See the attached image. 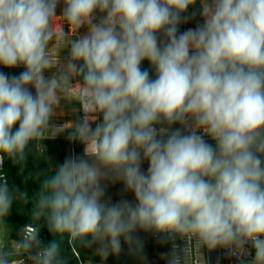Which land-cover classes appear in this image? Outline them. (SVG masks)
I'll list each match as a JSON object with an SVG mask.
<instances>
[{
    "label": "clouds",
    "instance_id": "9594fccd",
    "mask_svg": "<svg viewBox=\"0 0 264 264\" xmlns=\"http://www.w3.org/2000/svg\"><path fill=\"white\" fill-rule=\"evenodd\" d=\"M195 3L0 0V66L25 69L0 72V165L7 158L22 168L31 142L64 130L50 120L75 82L84 112L68 126L83 157L43 174L34 196L0 175V264H67L65 241L99 244L107 259L121 238L138 250L137 229L235 255L254 251L249 264H264V0H200L203 24L180 33ZM58 17L77 35H62ZM59 37L68 55L54 61ZM106 179L123 182L135 204L105 201ZM29 200L37 223L12 239L10 210ZM39 222L54 237L47 245ZM168 264H186L185 248L173 244Z\"/></svg>",
    "mask_w": 264,
    "mask_h": 264
},
{
    "label": "rangeland",
    "instance_id": "374dc122",
    "mask_svg": "<svg viewBox=\"0 0 264 264\" xmlns=\"http://www.w3.org/2000/svg\"><path fill=\"white\" fill-rule=\"evenodd\" d=\"M192 9L189 12L184 13L181 23L178 26L179 30H183L189 28L191 26L197 27L198 25H202V14L199 7H190ZM193 22V23H191ZM153 73L152 78H155V70L152 67ZM0 72L5 71L0 68ZM6 74V73H5ZM33 92V88L30 89ZM96 126V124H95ZM93 126V128H95ZM166 126V125H165ZM159 127V125H158ZM180 124L172 125L173 129L179 128ZM44 142H39L38 146L43 147ZM49 145L52 147L47 151L48 156V165L50 168L55 169L58 165L63 163L66 158L70 157V141L68 139H63L60 141L54 140L49 141ZM13 165V164H12ZM148 162L146 160L142 161L141 171L147 173ZM18 172L25 174L24 167L21 168L20 165H17ZM144 167V168H142ZM29 177V176H28ZM27 177V178H28ZM101 185L105 188V201L115 204L122 200H127L133 204H135V196L134 193L127 191L123 182L121 181H112L111 179H106L101 181ZM26 186H31L34 190V195L38 191L39 187L31 183ZM12 187V186H10ZM18 189V188H17ZM22 191L21 189H19ZM23 192V191H22ZM14 203L11 210L10 216H16L18 211L19 204ZM144 230H136L133 235L139 241L141 247L137 250L135 246L131 247L128 243L121 238V251L119 254H109L107 259H102L97 254V249L99 248V244H93L91 247H85L86 255L92 258L95 261H98L102 264H168V257L171 255L173 251V244L177 241V238L173 241L170 239H166L161 234L152 233V231H144Z\"/></svg>",
    "mask_w": 264,
    "mask_h": 264
},
{
    "label": "trees",
    "instance_id": "16d2710c",
    "mask_svg": "<svg viewBox=\"0 0 264 264\" xmlns=\"http://www.w3.org/2000/svg\"><path fill=\"white\" fill-rule=\"evenodd\" d=\"M199 1L200 0H196V3L190 7H198ZM190 7L186 11V13L189 12V10L192 11ZM0 68L3 69L5 73L9 76H13V75L18 76L21 72L25 70L23 66H17L15 68H5L3 66H0ZM141 68L148 70L150 77L152 78V73H153L152 66L147 60L142 62ZM33 94H35L34 88H33ZM16 127H18V125H16ZM52 137L53 138L45 139L42 141L44 142L43 147L42 146L39 147L38 143L36 142L30 143L27 159L23 166L25 169V174L18 172L16 164H13L7 158L4 159L2 175L9 180L10 186L21 189L22 191H26L28 192L29 196L32 197L34 196V190L32 189L31 186H26V184L29 183L30 185L31 183H34L39 187V183L43 179V174L45 173L48 175L54 174V169L50 168V166L48 165L47 151H49V149L52 148L49 145V141H54V140L60 141L68 138L61 136L60 137L52 136ZM31 203H32L31 200H29L28 202L21 201L16 216L12 217L9 215V217L7 218L8 225L14 226L16 229H18L24 224L37 223L35 221L30 220ZM39 223H41L42 226V222ZM40 234L44 237V240L47 244L54 239L53 235L48 231L46 225L41 227ZM71 252L73 253L72 248L65 241V251L63 255L65 256L67 261L69 260V256H71L72 254Z\"/></svg>",
    "mask_w": 264,
    "mask_h": 264
},
{
    "label": "crops",
    "instance_id": "0c3cea01",
    "mask_svg": "<svg viewBox=\"0 0 264 264\" xmlns=\"http://www.w3.org/2000/svg\"><path fill=\"white\" fill-rule=\"evenodd\" d=\"M63 7H64V5L61 2L57 7V15L62 14ZM198 7L202 13V7H201L200 1H199ZM100 16H101V14L98 12L97 13V19H99ZM203 22H204V19L202 16L201 23L203 24ZM55 23L57 24V27L61 31L62 35L66 33L69 38H72L75 35H77V33L73 32L71 26L69 24H67L65 21H63L62 19H60L59 17L56 18ZM61 25H62V27H61ZM190 28L194 29L196 27L191 26L189 28L183 29L182 31L179 30V32L182 33V32H184ZM81 32H83V29L81 30ZM160 39L163 40L164 37L161 35ZM65 43H66V41L62 37H59L50 44V52L53 55L54 61L67 57L68 53L63 48V45ZM51 74H52L51 72H46L45 76L48 77ZM78 85H79V83L75 82L72 86L69 87L68 98L66 100L61 101V105L57 109L56 115L53 116L52 119L50 120V124L52 126H54V127L63 126V127H65L64 130L62 132H60V130L57 129V130L50 133L51 136H59V137L61 136V137H67L69 139V135L73 131V128L68 127V126H70V125L81 120L79 105L76 103L75 95H74L75 91L78 89ZM93 126H95V124H93L92 127ZM179 128L182 130V132L190 131V129H185L181 125ZM204 139L208 143L214 144V141L211 139V137L205 136ZM69 141H70V157H72V156H75L77 158L83 157V151H84L83 145L81 143H79L78 141H72L70 139H69ZM142 168H144V167H142ZM9 227L11 229V233H10L11 238L17 239L21 227L18 229H16L14 226H9ZM137 230H140V229H137ZM147 233H148V231H147ZM152 233H155V232L152 231ZM165 238L168 239L167 237H165ZM72 251H73V253L71 252L72 254H71V256H69V260L67 261L68 264H102V263L95 261L92 258L88 257L86 255V250H85L84 246H78L77 249L72 248Z\"/></svg>",
    "mask_w": 264,
    "mask_h": 264
},
{
    "label": "built area",
    "instance_id": "2783aa9c",
    "mask_svg": "<svg viewBox=\"0 0 264 264\" xmlns=\"http://www.w3.org/2000/svg\"><path fill=\"white\" fill-rule=\"evenodd\" d=\"M79 87V85H78ZM80 118L83 119L84 112L79 108ZM100 119L93 124L99 123ZM3 164L0 165V175H2ZM27 224H24V227ZM20 228V229H21ZM19 238V234H18ZM40 240L44 245L47 243L44 240V237L40 234ZM177 249L182 251L185 248V256H186V264H249L254 256V251L251 250V245H246V249L252 251L251 255H235L231 254L229 249L217 247L215 249L209 250L207 247H199L197 246L195 240L191 242H187L184 239L177 238L175 242ZM25 264H30L25 258Z\"/></svg>",
    "mask_w": 264,
    "mask_h": 264
}]
</instances>
